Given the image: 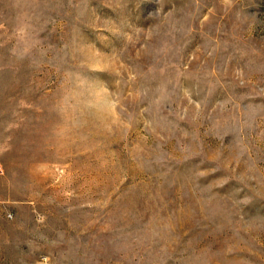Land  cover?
I'll list each match as a JSON object with an SVG mask.
<instances>
[{
  "label": "rangeland",
  "instance_id": "1",
  "mask_svg": "<svg viewBox=\"0 0 264 264\" xmlns=\"http://www.w3.org/2000/svg\"><path fill=\"white\" fill-rule=\"evenodd\" d=\"M0 264H264V0H0Z\"/></svg>",
  "mask_w": 264,
  "mask_h": 264
}]
</instances>
